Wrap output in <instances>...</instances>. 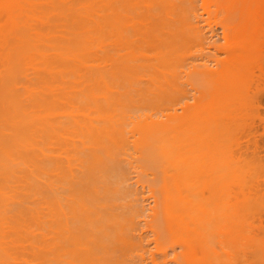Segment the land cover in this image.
Listing matches in <instances>:
<instances>
[{
    "label": "bare ground",
    "instance_id": "1",
    "mask_svg": "<svg viewBox=\"0 0 264 264\" xmlns=\"http://www.w3.org/2000/svg\"><path fill=\"white\" fill-rule=\"evenodd\" d=\"M263 26L264 0H0V264H264Z\"/></svg>",
    "mask_w": 264,
    "mask_h": 264
},
{
    "label": "rangeland",
    "instance_id": "2",
    "mask_svg": "<svg viewBox=\"0 0 264 264\" xmlns=\"http://www.w3.org/2000/svg\"><path fill=\"white\" fill-rule=\"evenodd\" d=\"M263 29H264V26H263ZM263 32H264V30H263L261 33L264 34ZM263 36H264V35H263ZM260 38L262 39V35H261ZM261 39H260V40H261ZM263 39H264V37H263ZM261 41H263V40H261ZM261 49H264V41H263V44L261 45ZM262 51H263V50H262ZM259 52H260V50H259ZM263 52H264V51H263ZM261 53H262V52H261ZM261 53H260V54H261ZM260 59H261V58H260ZM260 59H259V61L261 62L262 68H261L260 65L258 64L259 62H257V63L255 62V64H258V67L255 65L257 68H256L255 66H253V67H255V69H257V70H258V68H261V69L264 68V63H263V62H264V56L262 55V59H263V61H261L262 59H261V60H260ZM252 65H253V64H251L250 68H251L252 70H254L253 67H252ZM257 70H254V72H253V71H252V72L255 73V75H257V74H258V73H256ZM258 71H259V70H258ZM258 71H257V72H258ZM258 80L261 82V81L264 80V78L262 77V80H261L260 78H259ZM253 82H254V81H253ZM255 82H256V81H255ZM255 82H254V84H257V85H258V83H257V82L255 83ZM251 84H252V85H251ZM251 84H250L251 87L249 86V89H248V90H251L250 88H252V91H254L256 85L254 86L253 83H251ZM259 84H260V83H259ZM263 85H264V82H263V84L258 85V86L260 87V90H259L258 97H257V99H258L257 101H258V103H259V109H257V110H258V113H260L261 117H262L263 114H264V113L262 112V110H263V108H264V88H263L264 86H263ZM253 86H254V87H253ZM250 93L252 94L251 91H250ZM258 103H257V104H258ZM249 104H251V103L249 102ZM255 104H256V103H254V105H255ZM254 105H253V106H254ZM254 108H256V107H254ZM259 111H260V112H259ZM263 111H264V110H263ZM262 113H263V114H262ZM263 117H264V116H263Z\"/></svg>",
    "mask_w": 264,
    "mask_h": 264
}]
</instances>
